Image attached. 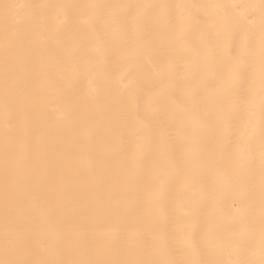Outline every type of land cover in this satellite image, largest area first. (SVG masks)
<instances>
[{
	"label": "bare ground",
	"instance_id": "obj_1",
	"mask_svg": "<svg viewBox=\"0 0 264 264\" xmlns=\"http://www.w3.org/2000/svg\"><path fill=\"white\" fill-rule=\"evenodd\" d=\"M262 49L264 0H0V260L258 264Z\"/></svg>",
	"mask_w": 264,
	"mask_h": 264
},
{
	"label": "snow or ice",
	"instance_id": "obj_2",
	"mask_svg": "<svg viewBox=\"0 0 264 264\" xmlns=\"http://www.w3.org/2000/svg\"><path fill=\"white\" fill-rule=\"evenodd\" d=\"M5 9L10 7L9 5L4 6ZM5 24L7 25V13L5 14ZM6 36H7V27L5 29ZM261 60L264 62V49L261 51ZM261 157H262V163H264V139L261 141ZM152 198H155V193L149 194ZM260 212L262 220H264V177H262V184H261V194H260ZM260 260L258 264H264V230H262L261 233V240H260ZM0 264H28L26 261L22 260H9V259H3L0 260ZM37 264H55V262L52 261H43V262H37ZM78 264H115L113 261H94V260H83L79 261ZM121 264H178L176 261L172 260H163V261H153V260H138L133 262H121ZM182 264H220L218 261H211V260H190V261H184ZM230 264H255V262H230Z\"/></svg>",
	"mask_w": 264,
	"mask_h": 264
}]
</instances>
